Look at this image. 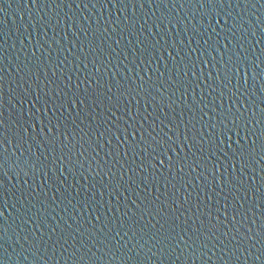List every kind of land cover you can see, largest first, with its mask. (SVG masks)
<instances>
[{"label": "water", "instance_id": "95a60500", "mask_svg": "<svg viewBox=\"0 0 264 264\" xmlns=\"http://www.w3.org/2000/svg\"><path fill=\"white\" fill-rule=\"evenodd\" d=\"M0 121L3 264H264V0H0ZM158 230L215 238L161 260Z\"/></svg>", "mask_w": 264, "mask_h": 264}, {"label": "snow or ice", "instance_id": "6c2138e0", "mask_svg": "<svg viewBox=\"0 0 264 264\" xmlns=\"http://www.w3.org/2000/svg\"><path fill=\"white\" fill-rule=\"evenodd\" d=\"M225 2L230 3L231 0H207L208 4H213V3H218L221 8L223 7V5L225 4ZM117 43H119V41H117ZM225 48L227 49V45H225ZM169 55H171V53H169ZM229 60H231V57H229ZM237 60H240V57L237 56ZM141 79H143V77H140ZM70 79V77H69ZM79 103L82 105L83 101H79ZM76 101H73L72 106L75 107ZM133 119H135V117H132ZM233 124L236 123L235 120L232 121ZM3 125V121H0V127H2ZM53 127H58V125H53ZM214 127V126H213ZM49 132H51V128L49 129ZM238 134V133H237ZM254 134V133H253ZM103 135V134H101ZM151 135V134H149ZM165 136L167 137V134H165ZM21 139H23L21 137ZM33 139H35V137H33ZM58 139V138H57ZM67 139V137H65V140ZM185 139H187V137H185ZM229 139H231L229 137ZM155 144L157 145V147L161 150V154L164 155L167 160L169 161V167H173L176 165H179V171L183 172L184 170V163L181 160H176L175 162H173L172 160V156H169L167 153L168 151H171L173 153V155H176L177 157H179V153L176 152V150L174 148L171 147V144L169 143V141H171V137H167L165 138H161L160 141H156L155 138H153ZM4 141L2 139H0V144H2ZM60 143L63 145L64 141H60ZM108 144H111V141H107ZM253 143H255V141H253ZM236 144L238 145V147L240 148V152L236 153L234 152V155L238 156V158L243 159L246 155L245 151H244V145H241L239 140L236 141ZM38 145V149H41V146L39 144ZM167 145V148L165 147ZM102 147V145H100ZM130 147H132L130 145ZM231 147V145H229V148ZM31 148V146L29 147ZM262 149H264V144H262ZM132 150L134 151V147L132 148ZM148 149L146 148L145 151H147ZM53 152H55V148L52 149ZM153 152L156 151L155 148L152 149ZM83 155V153H81V156ZM125 155H127V152H125ZM45 159H47V156H45ZM186 159V158H185ZM60 162H63L64 157H59ZM56 159L54 158L52 163H55ZM7 163L6 159L4 158L3 154L0 153V168H2L4 166V164ZM159 163L161 165L164 164L163 160H159ZM16 167L19 168L21 171H25V175H27V172H33L35 173L36 170L38 169V167H40L41 165H43V161L40 159V156L37 155V152H31L27 157L24 156V154L22 153L20 157H18L15 161ZM81 167H83V165H81ZM233 167H235V165H233ZM42 170V168H41ZM194 170V169H193ZM101 195H103L101 193ZM185 199H187V197H185ZM138 208V206H136ZM156 215H163V212L161 209H157L156 210ZM125 215H127V213H125ZM97 219L99 220V217H97ZM233 220H235V216H233ZM154 227V226H153ZM163 227V226H162ZM249 231H251L249 229ZM262 231H264V229H262ZM141 232H143V229L141 230ZM187 234V233H185ZM145 235H147V239H145ZM225 235L227 236V233H225ZM124 236H127V232L124 233ZM124 236H121L119 232H117L115 234V236H113L111 238V240L108 243L104 244V248L107 250L110 249H115V251L121 252V247L124 248L125 245H121V241L124 240ZM177 237H179V239H177ZM215 238L214 234H212L211 232L208 233V235L206 237H203V241L201 242V234H199V230H197V238L196 239H192V237H189L190 240H192V243L189 244L188 240H185L183 238L182 235H180L179 233H176L175 235H173L171 232H162V231H156L154 233H144L142 235H140V237L138 238L139 240H143L145 241L144 244L142 245H138V247L140 249L143 248H147L148 252H151L152 255H157V253L152 252L153 248H158L159 253H160V259L162 260L165 257H170L172 254H174L178 249H180V245L183 244L185 247L183 250L181 251H187L189 252L191 255H195V253L203 248H207L208 243L211 242V240ZM136 240V237H132L129 238V240ZM218 239V238H216ZM233 239H235L233 237ZM243 239H252L255 240V237H244L242 238L241 241H237L236 244L233 246V248H230L228 251L229 253H231L232 255H235L236 252H245L248 251L250 252L251 249H242L241 248V244L243 242ZM151 244V247H148V245ZM33 248H36L37 250H39V241L36 240L34 238L33 242H32ZM117 245H121V247H116ZM215 246V245H214ZM0 247H2V245H0ZM61 247H63L61 245ZM254 247V245H253ZM89 252H91V249H88ZM222 251V255H221V259H223V255L228 254V253H224L223 249ZM260 255H264V240H262L261 243V248L257 250ZM131 253V254H130ZM112 259H115L116 255L113 254L112 252L108 253ZM94 255V254H93ZM133 256H135L137 258V260L140 262V264H143V260H141L140 258V251H138L137 249L133 248V249H128L127 251L123 252V254L121 255V259L125 262V264H127L128 261H131L133 259ZM144 260H150L151 257L150 256H144L143 258ZM237 259H239V257L237 256ZM256 259H260V256L258 255L256 257ZM0 264H3V261L0 260Z\"/></svg>", "mask_w": 264, "mask_h": 264}]
</instances>
